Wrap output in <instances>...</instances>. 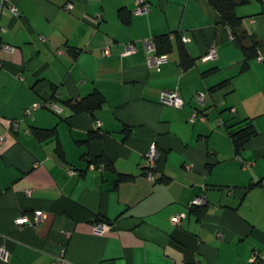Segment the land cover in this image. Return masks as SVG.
<instances>
[{"label": "crops", "instance_id": "obj_1", "mask_svg": "<svg viewBox=\"0 0 264 264\" xmlns=\"http://www.w3.org/2000/svg\"><path fill=\"white\" fill-rule=\"evenodd\" d=\"M146 3L135 14L134 0H0V264L59 256L70 264H252L257 252L264 259V0L236 7L263 55L245 70L239 44L206 0ZM164 34L172 50L157 68L145 41ZM180 42L194 60L188 68ZM210 47L216 57L205 59ZM94 90L105 105L92 114L65 103ZM169 91L182 107L162 101ZM245 119L258 134L235 153L228 132ZM33 127L56 129L64 159ZM90 133L99 137L83 143ZM151 143L159 153L153 179L144 168ZM101 155L113 170L90 163ZM118 175L130 179L116 184ZM195 198L207 206L200 220L189 213ZM36 210L38 225L17 224Z\"/></svg>", "mask_w": 264, "mask_h": 264}, {"label": "trees", "instance_id": "obj_2", "mask_svg": "<svg viewBox=\"0 0 264 264\" xmlns=\"http://www.w3.org/2000/svg\"><path fill=\"white\" fill-rule=\"evenodd\" d=\"M207 3L217 11L221 22L229 28L233 38L239 44L244 57V66L243 70L247 68V63L249 60L253 59L257 55V47L258 40L252 34L248 33V31L244 27L243 18L236 14V7L240 4H246L249 0H206ZM261 1V0H258ZM122 13V12H121ZM124 14V13H122ZM125 15V14H124ZM130 16L127 14L123 16V22L127 23L129 21ZM175 37H179L178 33H175ZM181 38V37H180ZM155 45V53L158 55H165L169 53L172 49V40L169 38L168 34L159 35L153 38ZM179 59L181 66L183 68H188L192 65L193 59L189 58L187 50L182 46L181 42L178 47ZM223 85V83H219L211 88V90L216 89ZM73 113H81L86 112L92 114L94 111L101 109L105 105V98L103 95L94 90L88 95L82 97L79 100L75 101H67L65 102ZM31 133L37 140H52L56 141V152L58 156L64 159V153L62 146L58 140V135L56 129H39L33 127L31 129ZM229 136L231 138V142L233 144V148L235 153H239L241 149L245 146V144L254 138L258 132L250 119H245L241 121L236 127H231L229 129ZM130 134V129H126V137ZM99 136L95 133L88 134L87 138L83 143L88 144L92 139L98 138ZM156 145V144H155ZM157 147V146H156ZM159 157V156H158ZM158 159V158H157ZM89 161L91 164L95 166L102 165L106 170H113V165L106 159L105 156H96L90 157ZM129 177L118 175L115 183L129 180ZM207 211V206L205 204L193 205L191 203L189 207V213L194 214L198 220L202 219L204 214ZM101 219L98 216L94 217V223H101ZM255 257L258 259L261 257V253H254ZM262 264H263V260ZM253 264V263H252Z\"/></svg>", "mask_w": 264, "mask_h": 264}, {"label": "built area", "instance_id": "obj_3", "mask_svg": "<svg viewBox=\"0 0 264 264\" xmlns=\"http://www.w3.org/2000/svg\"><path fill=\"white\" fill-rule=\"evenodd\" d=\"M134 3H135V9L133 10V13L135 14H142L144 12H146L148 10V7H147V3H146V0H134ZM66 7L68 9H70L72 7V4L71 3H68L66 5ZM10 10L12 11V13L16 14L17 13V10L16 8L11 5L10 6ZM94 22H97L99 17H94ZM181 39L183 41H186L187 38L186 37H181ZM145 46L147 48V52H148V55H147V62L149 65H153L155 67H159L161 65V63L163 61H165V55H158L155 53V45H154V41L153 39H149L147 41H145ZM1 48L4 49V50H7V51H11L13 50V47L9 46V45H1ZM108 54V51L105 49L103 50V55H106ZM216 57V50L214 47H210L207 54L204 56L205 59H214ZM256 59L260 62L263 60V55L259 54L257 55ZM196 98L199 102H202L203 100V96L200 95V94H197L196 95ZM161 99L163 102L171 105V106H174V107H177V108H180L184 105L183 103V100L179 97L178 93L176 91H169V92H163L161 94ZM44 104L43 103H34L31 107H28L27 109H25V114L27 115H30L32 110L38 108V107H42ZM49 107L53 110H58V107L55 103L53 102H50L48 103ZM197 111L196 110H193L192 113H191V116L189 118L190 121H194L195 118L197 117ZM16 125V124H15ZM96 125L97 126H100V121H96ZM0 140H2V137H0ZM158 150H157V147L155 145V143H151L147 149V151L145 152V160H146V163L144 165V168L147 170L145 173V175L148 176L149 179H153V168H154V165L156 163V160L158 158ZM246 167L249 166V164H246L245 165ZM27 193H30V190L27 189L26 190ZM192 204L193 205H200V204H203V199L202 198H195L193 201H192ZM184 215L183 214H178L174 217L171 218V222L174 223V224H179L180 221H181V218H183ZM43 218V212L40 211V210H36L33 212L32 216H28V215H20L18 218H17V224L19 225H22V224H30V225H38L39 222L41 221V219ZM98 225V224H97ZM98 227L96 226V229ZM5 255H6V252L4 251V249H0V256L2 258L5 259ZM52 264H70L66 261L65 258H63L62 256H59V257H56V259L52 262ZM253 264H262V260H261V257L260 258H256L254 259L253 261Z\"/></svg>", "mask_w": 264, "mask_h": 264}]
</instances>
